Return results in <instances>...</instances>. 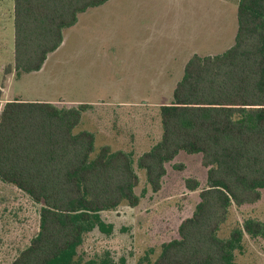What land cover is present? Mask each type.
I'll return each mask as SVG.
<instances>
[{"label": "trees", "instance_id": "1", "mask_svg": "<svg viewBox=\"0 0 264 264\" xmlns=\"http://www.w3.org/2000/svg\"><path fill=\"white\" fill-rule=\"evenodd\" d=\"M107 1L14 0L15 71H39L79 14ZM93 108L18 98L0 108V180L41 206L36 234L12 264H94L78 257L77 248L96 226L110 230L100 213L139 204L132 152L104 145L93 155L95 134L75 131ZM144 108L162 127L137 161L153 191L181 151L202 154L207 168L193 214L154 264H238L244 232L261 235L264 224L247 219L228 239L218 232L232 205L256 203L264 190V0H239L234 45L221 54H194L171 103ZM186 184L199 187L193 178Z\"/></svg>", "mask_w": 264, "mask_h": 264}, {"label": "rangeland", "instance_id": "2", "mask_svg": "<svg viewBox=\"0 0 264 264\" xmlns=\"http://www.w3.org/2000/svg\"><path fill=\"white\" fill-rule=\"evenodd\" d=\"M238 1L108 0L79 14L39 71L18 73L13 68L14 0H0V108L15 98L92 104L75 131L95 134L93 155L104 145L132 152L140 177L139 204L102 211L110 230L96 226L87 232L78 257L94 264H154L163 244L177 238L181 222L193 214L207 184L202 154L181 151L166 165L161 189L153 191L137 161L160 139L162 127L144 107L171 103L194 54H221L234 45ZM189 178L199 187L190 189ZM40 207L0 180V264H12L29 244ZM250 218L264 224V190L256 203L232 205L218 236L228 239ZM235 258L238 264H264V233L245 231Z\"/></svg>", "mask_w": 264, "mask_h": 264}, {"label": "crops", "instance_id": "3", "mask_svg": "<svg viewBox=\"0 0 264 264\" xmlns=\"http://www.w3.org/2000/svg\"><path fill=\"white\" fill-rule=\"evenodd\" d=\"M229 1H231V0H229ZM239 2V1H238ZM237 5H238V3H237Z\"/></svg>", "mask_w": 264, "mask_h": 264}]
</instances>
